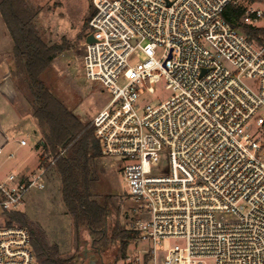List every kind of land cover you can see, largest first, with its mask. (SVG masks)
<instances>
[{
	"label": "built area",
	"instance_id": "1",
	"mask_svg": "<svg viewBox=\"0 0 264 264\" xmlns=\"http://www.w3.org/2000/svg\"><path fill=\"white\" fill-rule=\"evenodd\" d=\"M91 4L82 70L109 94L93 136L135 203L130 229L151 245L148 262L168 238L163 264H264V0ZM244 25L261 30L249 38ZM158 86L165 96L152 98ZM9 142L0 130V156ZM62 153L0 177V264H37L5 212L45 188Z\"/></svg>",
	"mask_w": 264,
	"mask_h": 264
},
{
	"label": "trees",
	"instance_id": "2",
	"mask_svg": "<svg viewBox=\"0 0 264 264\" xmlns=\"http://www.w3.org/2000/svg\"><path fill=\"white\" fill-rule=\"evenodd\" d=\"M38 11L29 0H0V17L12 41L11 76L22 91L39 131L36 146L52 156L63 150L52 169L59 177L61 198L75 230L87 232L90 249L95 253L112 249L118 257H124L129 242L138 233L120 226L119 208L111 195L104 194L99 199L93 195L96 160L100 156L93 128L52 93L42 76L64 50V44L45 41L35 23ZM92 13L90 9L86 21ZM231 14L234 20L239 12L234 10ZM260 30L243 26L249 38ZM39 160L43 161L42 156ZM5 219L7 225L28 230L37 264H76L74 255L59 257L57 246L49 244L43 232L20 210L5 212Z\"/></svg>",
	"mask_w": 264,
	"mask_h": 264
},
{
	"label": "rangeland",
	"instance_id": "3",
	"mask_svg": "<svg viewBox=\"0 0 264 264\" xmlns=\"http://www.w3.org/2000/svg\"><path fill=\"white\" fill-rule=\"evenodd\" d=\"M29 1L39 9L35 23L45 41L49 44H64V50L53 59L42 75L44 80L58 99L79 118L91 123L92 117L109 99V94L103 90L101 84L86 79L82 70L83 42L87 32L85 19L92 9L91 0ZM11 45L12 41L0 17V47L9 56ZM154 96L164 97L165 92L158 86L152 98ZM23 101L25 109L29 112L28 103L24 99ZM21 154V150L15 151L14 158L3 166L2 173L17 172L35 159V154L29 153V150L24 156ZM96 166L93 195L98 199L104 194L111 195L119 208L120 226L131 228V208L135 203L126 196V185L116 163L99 156ZM19 209L34 227L43 232L49 244L57 246L58 256L61 258L74 255L76 264H86L89 260L97 261L98 264H153L152 261L148 262V256L143 254L151 245L138 239V236L129 242L124 257H118L112 249L102 254L92 251L87 232L76 231L74 228L72 218L61 198L59 177L52 168L47 175L45 188L29 190ZM176 243L174 239L161 240L155 248V264H163L165 252Z\"/></svg>",
	"mask_w": 264,
	"mask_h": 264
},
{
	"label": "crops",
	"instance_id": "4",
	"mask_svg": "<svg viewBox=\"0 0 264 264\" xmlns=\"http://www.w3.org/2000/svg\"><path fill=\"white\" fill-rule=\"evenodd\" d=\"M23 99L25 100L22 91L17 88L14 78L11 76L10 56L0 47V130L2 134L10 139V142L4 146L3 153L0 156V177H4L7 173L24 176L38 165L41 149L36 146V143L40 134L31 112H27L25 109ZM20 107L22 111H20ZM20 139H25L27 144L24 146L19 145L18 140ZM18 150H21L23 156L29 150V153L35 154V159L31 164H27L17 172L7 171L2 173L3 166L14 158L8 159L7 154L13 153L15 155V151Z\"/></svg>",
	"mask_w": 264,
	"mask_h": 264
},
{
	"label": "water",
	"instance_id": "5",
	"mask_svg": "<svg viewBox=\"0 0 264 264\" xmlns=\"http://www.w3.org/2000/svg\"><path fill=\"white\" fill-rule=\"evenodd\" d=\"M92 40V37L89 35L86 37L85 41L90 42ZM86 264H98L97 261L89 260Z\"/></svg>",
	"mask_w": 264,
	"mask_h": 264
}]
</instances>
